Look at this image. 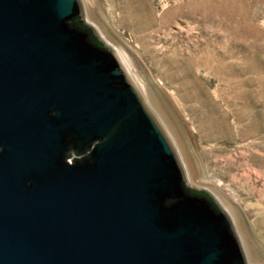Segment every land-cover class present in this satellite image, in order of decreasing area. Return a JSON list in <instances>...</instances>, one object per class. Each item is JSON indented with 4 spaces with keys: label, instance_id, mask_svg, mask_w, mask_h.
Segmentation results:
<instances>
[{
    "label": "water",
    "instance_id": "water-1",
    "mask_svg": "<svg viewBox=\"0 0 264 264\" xmlns=\"http://www.w3.org/2000/svg\"><path fill=\"white\" fill-rule=\"evenodd\" d=\"M193 161L84 0H0V264H264Z\"/></svg>",
    "mask_w": 264,
    "mask_h": 264
},
{
    "label": "rangeland",
    "instance_id": "rangeland-1",
    "mask_svg": "<svg viewBox=\"0 0 264 264\" xmlns=\"http://www.w3.org/2000/svg\"><path fill=\"white\" fill-rule=\"evenodd\" d=\"M93 2L89 19L188 148L195 185L230 207L264 261V0Z\"/></svg>",
    "mask_w": 264,
    "mask_h": 264
},
{
    "label": "bare ground",
    "instance_id": "bare-ground-1",
    "mask_svg": "<svg viewBox=\"0 0 264 264\" xmlns=\"http://www.w3.org/2000/svg\"><path fill=\"white\" fill-rule=\"evenodd\" d=\"M180 1V0H179ZM84 2H85V5H86V3L88 2V3H90L91 5H93V0H84ZM176 2V1H175ZM222 2V1H221ZM234 2V1H233ZM180 3V2H179ZM213 8V7H212ZM87 9V8H86ZM180 10V9H179ZM194 11V10H193ZM208 11V10H207ZM88 12V11H87ZM200 13V12H199ZM243 13H245V12H243ZM206 17V16H205ZM167 22V21H166ZM190 24V23H189ZM191 25V24H190ZM189 26V25H188ZM184 31V30H183ZM191 35H192V33H191ZM182 36V35H181ZM188 38V37H187ZM203 41V40H202ZM193 42V41H192ZM191 42V43H192ZM181 46V45H180ZM198 46V45H197ZM173 47V46H172ZM175 51V50H174ZM184 52V51H183ZM205 52V51H204ZM124 54V53H123ZM184 54V53H183ZM205 55V54H204ZM210 56V55H209ZM124 57H125V59H126V56L124 55ZM202 57V56H201ZM206 57V56H205ZM128 59H126V61H127ZM215 60V59H214ZM128 63H129V61H127ZM132 64V63H131ZM129 66H130V63H129ZM197 66V65H196ZM206 66V65H205ZM130 68H131V66H130ZM196 68V67H195ZM131 69H133V68H131ZM197 69H198V67H197ZM206 70H207V68H206ZM136 77V76H135ZM137 79V78H136ZM138 80V79H137ZM141 81V80H140ZM139 80H138V82H139V84H140V86L144 89V92H146V88H144V85H143V83L142 82H140ZM147 93V92H146ZM163 107V106H162ZM241 120V119H240ZM195 183V182H194ZM196 184V183H195Z\"/></svg>",
    "mask_w": 264,
    "mask_h": 264
},
{
    "label": "trees",
    "instance_id": "trees-1",
    "mask_svg": "<svg viewBox=\"0 0 264 264\" xmlns=\"http://www.w3.org/2000/svg\"><path fill=\"white\" fill-rule=\"evenodd\" d=\"M80 25H81V27L83 26L84 27V25L82 24V23H80V22H78Z\"/></svg>",
    "mask_w": 264,
    "mask_h": 264
}]
</instances>
